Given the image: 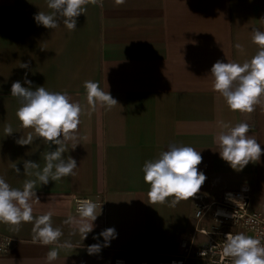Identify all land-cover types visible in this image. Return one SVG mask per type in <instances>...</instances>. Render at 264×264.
Listing matches in <instances>:
<instances>
[{"label": "crops", "instance_id": "0c3cea01", "mask_svg": "<svg viewBox=\"0 0 264 264\" xmlns=\"http://www.w3.org/2000/svg\"><path fill=\"white\" fill-rule=\"evenodd\" d=\"M84 7L70 31L62 22L55 29L37 26L34 14L51 11L46 0H0V177L22 189L34 179L23 174V161L42 168L47 151L43 141L15 143L32 129L19 127L21 105L10 95L13 82L27 86L22 79L27 72L33 89L66 92L82 107L75 132L79 144L64 154L76 160L75 174L37 183L38 199L30 201L33 217L51 211L53 227L62 232L59 242L73 245L61 249L51 264H112L133 251L179 252L180 241L195 227L193 197L174 206L171 198L149 204L142 172L144 162L158 158L170 144L200 152L197 168L206 180L197 193L216 199L247 185L252 207L264 210V95L251 113L232 111L212 90L209 74L217 60L242 64L255 55L252 30L264 31V0H89ZM89 80L118 104L89 106L84 88ZM240 122L249 124L262 154L237 172L220 158L214 137L223 124ZM5 125H11L12 135L5 136ZM76 197L102 202L95 227L83 241L64 223L77 215ZM32 227V222L18 228L0 223V233L13 241L0 264H47L46 253L56 245L34 244ZM108 227L117 236L103 247V238L93 236ZM94 243L102 245L101 251L89 255L87 246Z\"/></svg>", "mask_w": 264, "mask_h": 264}, {"label": "clouds", "instance_id": "9594fccd", "mask_svg": "<svg viewBox=\"0 0 264 264\" xmlns=\"http://www.w3.org/2000/svg\"><path fill=\"white\" fill-rule=\"evenodd\" d=\"M89 0H46L47 8L51 11L44 13L39 11L33 19L37 26L55 29L59 22L68 30H75L77 17L84 13L85 5ZM98 3V0H91ZM116 4L124 3V0H115ZM252 43L257 45V52L242 64L229 63L217 60L210 68L212 77V90L223 97L228 108L232 111L251 113L254 105L260 103V97L264 95V31L253 29ZM240 48L239 44L235 45ZM21 68L27 69V63H21ZM24 84L15 81L11 84L10 95L17 98L20 107L16 111L19 127L32 129L27 135H21L15 139L19 146L32 145L34 141H43L44 164L32 160L23 161V174L32 176L24 182L22 189L13 188L0 177V223L18 226L22 222H32V242L42 246L55 244L46 253L47 264H51L61 249L72 248L68 240L59 242L62 236L60 228L53 227L51 211L33 217L30 201L36 197L34 191L37 183L47 185L49 181H58L62 177L74 175L77 168L76 160L64 154L74 150L79 143H75V135L80 123L82 107L78 102H72L66 92H52L43 86L32 88V81L27 79V72L22 77ZM87 104L93 109L99 105L106 108L118 104L111 94L101 89L97 82L85 81ZM5 136L14 133L11 125H5ZM69 142H73L71 148ZM220 158L227 162L235 171L239 172L250 162H258L262 148L261 144L251 136L250 126L247 122H240L229 126L223 124L221 130L215 135ZM55 146V147H53ZM200 152L191 146L168 145L166 151L159 153L158 158L145 161L142 166L143 180L149 185L147 196L151 203H168L174 206L180 200L193 197L206 180L203 171H198L201 163ZM17 174L20 168L13 165ZM231 198V196H229ZM97 204L91 200H83L79 203L76 216L69 215L64 221L71 227L70 235L79 234L82 241L92 232L94 221L101 214L97 213ZM219 215L227 216V213L219 212ZM117 236L113 227L103 229L93 239L103 238V247L109 246L112 239ZM102 245L94 243L87 246L89 255L101 251ZM205 252H201L203 256ZM223 258L230 259V264H264V243L259 238L245 233H228L225 236L221 250Z\"/></svg>", "mask_w": 264, "mask_h": 264}, {"label": "built area", "instance_id": "2783aa9c", "mask_svg": "<svg viewBox=\"0 0 264 264\" xmlns=\"http://www.w3.org/2000/svg\"><path fill=\"white\" fill-rule=\"evenodd\" d=\"M231 196V198H229ZM83 200L97 202L90 197H76L74 201L75 211ZM195 227L193 233L182 238L179 244V252L170 256L171 259L161 264H188L189 260H203L206 264H230V259L221 255L222 246L226 234L245 233L259 238L264 243V210L252 207V189L250 186H242L238 190L222 193L218 198L196 193L193 196ZM219 212L228 215H219ZM77 213V212H76ZM208 220L212 229L205 228ZM198 235L207 237L204 242L198 241ZM12 239L0 233V255L7 254L12 247ZM201 252H205L203 256ZM113 259L112 264H148L134 254Z\"/></svg>", "mask_w": 264, "mask_h": 264}, {"label": "rangeland", "instance_id": "374dc122", "mask_svg": "<svg viewBox=\"0 0 264 264\" xmlns=\"http://www.w3.org/2000/svg\"><path fill=\"white\" fill-rule=\"evenodd\" d=\"M205 228L212 229V224L208 220H206L205 222ZM197 239L200 242H204L208 238L202 235H198ZM134 254L140 257L141 259L147 261L148 264H161L162 262H165L171 259L170 256L174 255L171 253H156V252H145V251H135ZM128 255H129L128 253H125L118 257H124ZM188 264H206V262L203 260L191 259L189 260Z\"/></svg>", "mask_w": 264, "mask_h": 264}]
</instances>
